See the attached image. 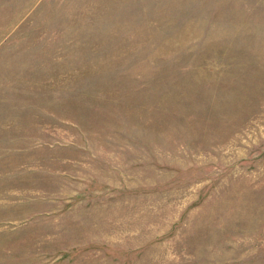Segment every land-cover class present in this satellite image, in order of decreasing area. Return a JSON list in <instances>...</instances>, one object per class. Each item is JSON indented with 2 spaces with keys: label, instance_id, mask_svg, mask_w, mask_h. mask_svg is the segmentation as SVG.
Instances as JSON below:
<instances>
[{
  "label": "rangeland",
  "instance_id": "374dc122",
  "mask_svg": "<svg viewBox=\"0 0 264 264\" xmlns=\"http://www.w3.org/2000/svg\"><path fill=\"white\" fill-rule=\"evenodd\" d=\"M251 1L0 0V264H264Z\"/></svg>",
  "mask_w": 264,
  "mask_h": 264
},
{
  "label": "crops",
  "instance_id": "0c3cea01",
  "mask_svg": "<svg viewBox=\"0 0 264 264\" xmlns=\"http://www.w3.org/2000/svg\"><path fill=\"white\" fill-rule=\"evenodd\" d=\"M250 3H253L255 7L254 12L256 13L255 15L257 16V19H255V21L257 20L264 21V0L251 1ZM259 13L261 14L260 17L258 16Z\"/></svg>",
  "mask_w": 264,
  "mask_h": 264
}]
</instances>
